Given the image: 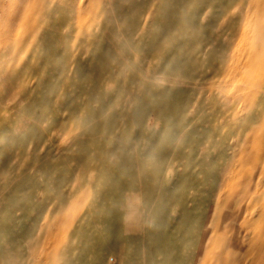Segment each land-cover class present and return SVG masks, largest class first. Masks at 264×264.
Wrapping results in <instances>:
<instances>
[{
	"label": "rangeland",
	"instance_id": "1",
	"mask_svg": "<svg viewBox=\"0 0 264 264\" xmlns=\"http://www.w3.org/2000/svg\"><path fill=\"white\" fill-rule=\"evenodd\" d=\"M0 264H264V0H0Z\"/></svg>",
	"mask_w": 264,
	"mask_h": 264
},
{
	"label": "bare ground",
	"instance_id": "2",
	"mask_svg": "<svg viewBox=\"0 0 264 264\" xmlns=\"http://www.w3.org/2000/svg\"><path fill=\"white\" fill-rule=\"evenodd\" d=\"M248 66V57L244 58L243 67Z\"/></svg>",
	"mask_w": 264,
	"mask_h": 264
},
{
	"label": "crops",
	"instance_id": "3",
	"mask_svg": "<svg viewBox=\"0 0 264 264\" xmlns=\"http://www.w3.org/2000/svg\"><path fill=\"white\" fill-rule=\"evenodd\" d=\"M248 252H249V248L248 247H247V249L243 250V254H247Z\"/></svg>",
	"mask_w": 264,
	"mask_h": 264
}]
</instances>
